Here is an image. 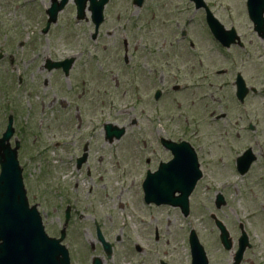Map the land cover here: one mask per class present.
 I'll return each instance as SVG.
<instances>
[{
	"label": "flooded vegetation",
	"instance_id": "flooded-vegetation-1",
	"mask_svg": "<svg viewBox=\"0 0 264 264\" xmlns=\"http://www.w3.org/2000/svg\"><path fill=\"white\" fill-rule=\"evenodd\" d=\"M180 1L141 0L138 5L135 0H83L81 5L86 19L60 25L57 30V40L64 43L62 46H72L70 41L74 38L77 49L72 53L55 45L53 28L58 26L57 23L44 32L48 9L53 4L60 5L61 0H0L3 48L0 49V63L8 64L11 70L16 68L15 64H22L16 78L17 86L25 89L27 79L32 84L25 92L29 93L28 104L25 105L31 110L32 123L24 127L28 135L18 140L16 134L20 131L15 128L18 116L8 107L0 111V123L4 120L8 126L12 120L14 131L8 142L14 146L18 140L24 145L30 136L34 144L37 134L44 135L47 147L44 151L33 148L32 151L39 155L30 156L33 161L47 157L46 169L40 170L38 176L48 189L53 184L46 199L53 194L60 202L61 199L67 202L72 195V186L84 192L83 211L77 214L67 205L62 214V227L53 236L58 237L64 226L63 243L68 249L70 264L79 260L72 255L74 246L69 227L75 220L81 222L92 216H95L91 219L95 244L87 246L89 263L79 261V264L114 262L116 245L125 248L124 254L129 255L125 264H183L182 256L176 253V249L169 248L168 241L162 246L158 243L163 231L167 235L170 224L189 218L196 224V230L187 231L189 249L185 263L213 264L212 249L201 239L203 236L200 225L196 223L193 205L196 204L198 211H209L211 205L215 210L225 209L229 191H239L244 187L242 180L250 175L258 161L260 153L256 147L264 154V22L257 31L249 18L248 0H243L242 13L231 11L230 0H202L201 3L186 0L187 5L184 0L183 4ZM254 4L255 12L264 11L263 0ZM92 9H101L104 15L94 39L95 27L90 18ZM207 10L217 21L214 26L223 29V42H229V46L214 39L207 22ZM222 13L234 15L233 23L236 24L227 25L219 16ZM75 14L74 0H67L58 15L73 16L74 21ZM39 19L42 23L38 22ZM85 24L86 27H82ZM76 27L80 29L75 31ZM230 30L236 34L231 35ZM140 46L143 57L137 56ZM106 48L118 49L115 62L120 65L121 72L115 77L114 89L122 92L131 89L135 101L133 106L142 105L145 120V134L132 138L136 148L142 152L140 162L135 163L137 170L141 167L139 180L132 178L129 185L132 192L135 191L126 207L131 224L129 221L122 224L127 229H118L114 240L102 231L99 215L98 218L96 216V206L102 204L98 190L111 192L112 189L111 185L107 188V185L98 183L99 177L95 175L98 162L95 160L102 157L99 153L109 149L113 152L110 158L117 166L116 151L124 144L127 129L122 125L125 128L123 136L106 138L104 126L118 125L102 124L98 87L92 88V83L82 72L76 77L73 75L77 62L96 61ZM215 51H218L221 61L224 60L223 67L219 69L214 65ZM71 58L72 64L64 63ZM134 60L144 62L141 76L146 81V90L151 92L143 94L142 100L139 85L135 82L137 74L133 76L136 71H128L132 70L129 67L131 63L136 64ZM136 73L142 74L140 69ZM128 77L133 78L130 87ZM35 98L38 103L34 102ZM20 106H14L13 110L20 111ZM6 111L9 114H5ZM174 112L177 118L172 116ZM72 115L75 124H72ZM86 125L89 126L87 130ZM32 126L37 132L30 131ZM72 126L77 128L74 133ZM128 127H138L135 118L131 119ZM4 132H0V137ZM246 134L252 135L253 141L241 151L239 146L245 142L243 137ZM176 135L180 137L174 138ZM241 157L243 161H237ZM112 162L110 166L106 165V169H114ZM248 164V170L243 173L242 169ZM56 165L61 166L58 175L54 171ZM260 181L264 182V176ZM145 187L158 194L166 191L165 195H169V203L172 204L156 197L146 198ZM123 207V204L119 205L120 209ZM170 211L177 219L162 221L161 216ZM242 212L243 215L236 216L237 224L233 227L225 222L226 226L216 214L209 213V221L214 227L207 229L208 235L215 238V247L226 257V264H246V254L252 251V247L241 248V245L245 246V242H241L244 235L250 242L243 224L247 223L248 214ZM190 232L196 234L204 249L203 255L198 247L197 251L192 250ZM224 232L228 235L229 247L223 244ZM101 238L109 245V250L106 251ZM260 260L264 262L261 257L258 263L251 264H264Z\"/></svg>",
	"mask_w": 264,
	"mask_h": 264
},
{
	"label": "rangeland",
	"instance_id": "rangeland-1",
	"mask_svg": "<svg viewBox=\"0 0 264 264\" xmlns=\"http://www.w3.org/2000/svg\"><path fill=\"white\" fill-rule=\"evenodd\" d=\"M180 3L183 4V0H181ZM184 4L187 5L186 0H184ZM243 4V0L229 1L231 11H236L239 13H242ZM219 16L221 17V19L226 21L227 25L236 24L233 23L236 19L234 15L222 13ZM38 22L42 23V19H39ZM68 23H73V16L63 15L57 23L58 26L53 28V36L55 37L54 43L56 46L59 47V49L62 50L64 48V50H71V52L74 53V51L77 49V44L76 42H74V38H72L70 41L72 46L68 47L62 46L64 43L57 40V36L59 34L57 30L59 29V26L67 25ZM82 27H86V24ZM78 29L80 28L76 27L75 31ZM81 39L83 40V38H79L80 41ZM1 43L2 37H0V49H3ZM117 52L118 49L114 50L111 48H106V52L104 54L102 53V57L100 53V56L97 58L96 61L90 63L86 62V60L83 62H77L73 73L74 77H76L79 73L81 74V72L84 73L86 78L92 83L91 87L94 89L95 86L98 87V104L102 106V109L99 108L100 111L102 110L99 115H102V117L100 118L102 120V124L114 123L119 127L124 125V127H126L127 129V137L124 141V144L122 145L123 147L120 146L119 149L116 151V153H118V160L116 161L117 166L115 165V162H112V157L110 158V153L113 152H110L109 149L104 150L101 154L99 153V155H102V157L95 160L96 162H98L97 172L95 173V175L98 176L100 180V182L98 183L107 185V188H109V185H111L112 189L111 192L108 189L105 190L100 188L98 190V197L102 204L100 203V206H96V216L98 218L99 215L100 223L103 228H101L102 231L104 230L105 232H107V234L111 237L112 240L115 239V235H118V229L122 228L124 229V231H126V226H123L122 224H126L128 221L131 224V220L128 217V209L126 207L128 204L127 202L131 200L135 191L132 192L133 189L130 188L129 185L130 180L132 178H138L139 180L138 172L139 170H141V167L139 170H137V165H135V163H137V161L140 162V152H142L141 149L136 148L135 142L132 140V138H140L139 135L145 134V120L143 117V107L142 105H138L137 107L133 106L135 101L133 99L134 96H132L131 89L127 92L117 91L114 89L113 83L115 77L118 72H121L119 69L120 65L115 62ZM217 52L218 51H215L213 54L215 69L223 67L224 64V60L221 61L222 58ZM137 56L143 57L141 46L139 47V52ZM134 62L136 61L134 60ZM143 63L144 62L142 60H138L136 64L131 63L129 67H131L132 70H128L129 72H138V70L140 69V73H142L139 74L135 72L133 75L136 77L137 74L135 82L139 85V93L141 94V100L143 94L146 95L148 93V91L146 90V81L145 79L143 80L141 76L143 75ZM21 66L22 64H15L16 68H14V70H11L9 69L8 64L0 63V111L3 110V107L4 109H7L8 107V109H11L13 111V114L18 116L16 117L15 121V128L20 131V134L16 131V137L18 138V140H20L21 136L25 137L28 132L27 129H24V127H29L32 124L30 121L31 110H29L28 107L25 105L28 104L27 100L29 99V93L25 92L29 90L31 80L27 79L28 86L25 89L18 88L17 86L16 78L18 77L21 71ZM132 81L133 78H129V80L127 81L129 87ZM2 91L6 94H3ZM34 102L38 103L36 98L34 99ZM16 105H21L20 111L16 112L13 110V107ZM112 109H114V111H111ZM7 111L5 112V114H9V112ZM172 116L174 118H177L175 112ZM134 118L138 122V127L129 128V123L131 119ZM75 123L76 120L75 118H73L72 124ZM5 126L6 125L3 120V122L0 123V132H4ZM73 127L74 126H72V133L76 132L77 130L76 127ZM88 128L89 126L86 125V130ZM30 131L37 132V129L32 126V130ZM97 132L100 134V126L97 127ZM67 134L68 133H66L64 137H66ZM37 136L38 137L34 144L31 142L32 139L30 138V136L27 138V140H25L24 145L23 143H21V148L18 153L19 164L23 169V183L29 204L31 206H36L38 211L40 212L46 233L49 236H55L57 230L62 227V214L64 213V209L67 205H69L72 210H74L77 214H80L83 211L84 192L81 188L75 190V188L72 186V189L70 190L72 195L70 198H68L69 201L65 202L63 201V199H61L60 202L59 199L55 198L53 194L49 197V199H46L47 196H49V189L53 186V184H50V187L48 189V185L41 182V179L38 178V176L40 175V170L43 171L46 169L45 167L47 157L42 156L40 159L33 161L31 159L32 156H30L31 154H33V156L39 155L38 153L32 151L33 148H35V150H43L48 145L43 134H37ZM179 137L180 136L176 135V137L174 138L177 139ZM243 139L245 140V142L239 146L242 147L241 151L246 148V146L249 145L251 141H253L252 135L248 134H246ZM22 146H24L25 148H22ZM139 146H141V143L139 144ZM256 151L260 153V158L258 157V161L256 162L250 175L242 180L241 183L244 184V187L240 188L239 191L236 189H232L229 191L228 196L226 198V200L228 199V205L225 209H222L221 211L215 210L214 207L211 205L209 207V211H203L201 209L200 211H198L199 208L196 206V204L193 205L196 223L197 225H200L199 227L203 236V238L201 239L212 249L214 257L213 264H226V262H224V259L226 257L222 255L215 247V238L208 235L209 232L207 229H211L213 226L212 222L209 221V213L216 214L217 218L222 221L223 224L226 225L227 223L228 225L229 223L231 227H233L236 223L237 215H243L242 211H244V214L247 213V223H243L241 219L242 223L247 229L246 232L249 236V240L252 246V251L250 250L246 254V264H251L253 262L258 263V258H264V182L260 181V179L264 176V154L263 152L261 154L260 149L257 147ZM49 159L53 160L51 157ZM99 159L101 160L99 161ZM111 162L114 166V169H106V165L110 166ZM102 163V168H100ZM59 168H61V166L59 165H56V168H54V171L57 173L55 175L59 174ZM135 175L137 177H135ZM116 181H118V183H116ZM67 182L70 183V180H68ZM71 184H73L72 180ZM120 204H123V209L119 208ZM130 207H132V205H130ZM93 217L95 216H92V218ZM92 218H88L81 222L75 220L74 224L69 227V233L71 234L70 239L72 240L74 246L72 255H74L75 259L79 261H84L85 263H89L88 260L90 256L87 246L92 243L95 244V240L93 239V227L91 222ZM166 218L177 219L175 213L172 211L167 212L166 214H163L161 216L162 221H164ZM194 224L195 223H192L191 218H189L188 220H181V222H176L175 224L172 223V225L170 224L167 230V235H165L163 231L161 233V240L158 243L160 244V246H162L163 243H166L168 241L169 248L172 250L176 249V253L182 256L183 264H186L185 254H188L189 249L186 244V234L189 229L196 230V224ZM86 229L88 230L90 235L88 234ZM120 246L121 245H116L115 253L117 254V256H115L114 262L110 261L106 264H125L127 261H129V255L124 254L125 248ZM168 252L170 253V250H168ZM79 261L76 262V264H79ZM259 262L264 263L261 260Z\"/></svg>",
	"mask_w": 264,
	"mask_h": 264
},
{
	"label": "water",
	"instance_id": "water-1",
	"mask_svg": "<svg viewBox=\"0 0 264 264\" xmlns=\"http://www.w3.org/2000/svg\"><path fill=\"white\" fill-rule=\"evenodd\" d=\"M249 2L250 17L255 22L257 15L252 12V3L256 0ZM96 16L93 15L94 18ZM258 18L260 19V14ZM105 129L108 137H119L124 133L123 129L110 126ZM2 141L4 139L0 140V264H69L67 252L60 246L62 238H48L36 208H29L16 152L9 151ZM144 191L146 198L156 197L172 204L169 203V195H165L166 191H161V195L147 187ZM222 241L229 247L226 232ZM197 247L196 241L191 239L192 250L197 251Z\"/></svg>",
	"mask_w": 264,
	"mask_h": 264
}]
</instances>
